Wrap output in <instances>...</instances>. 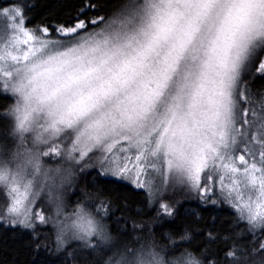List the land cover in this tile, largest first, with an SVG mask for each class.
<instances>
[{
    "label": "clouds",
    "instance_id": "obj_1",
    "mask_svg": "<svg viewBox=\"0 0 264 264\" xmlns=\"http://www.w3.org/2000/svg\"><path fill=\"white\" fill-rule=\"evenodd\" d=\"M244 5L245 0H117L109 6L102 0L107 10L90 36L46 47L36 42L41 50L17 65L7 90L0 87L11 97L0 108L11 141H0V191L7 194L15 181L21 189L31 182L32 193H40L51 214V238L36 235V247L59 245V254L76 246L92 251L100 264H207L190 247L172 251L191 242V231L167 233L164 243L155 238L150 219L134 242L121 241L97 214L98 196L79 183L64 153L73 143L94 152L127 144L167 170L170 181L176 179L169 161L178 150L191 156L192 144L207 132L199 125L212 117L226 73L264 47V13H252L246 23L233 19ZM194 128L198 137H187ZM57 144L64 147L60 162L53 163L43 153ZM32 158L39 159L38 170ZM76 190L81 198L73 205L69 197Z\"/></svg>",
    "mask_w": 264,
    "mask_h": 264
},
{
    "label": "snow or ice",
    "instance_id": "obj_2",
    "mask_svg": "<svg viewBox=\"0 0 264 264\" xmlns=\"http://www.w3.org/2000/svg\"><path fill=\"white\" fill-rule=\"evenodd\" d=\"M34 2L31 0L29 4L26 0L11 9H0V16L6 19L10 30L4 34L0 49V87L4 90L10 86L14 69L29 55H34L41 47L59 44L66 39L86 38L104 19L98 10L93 11L98 9L99 0H77L74 9L66 11L63 18L48 20L47 17L55 15L49 12L41 23L31 25ZM211 2L205 0L207 4ZM135 10L130 7V11ZM241 12L242 15L233 19L246 23L252 13H264V0H245ZM36 42L41 47H37ZM230 72V75L226 73L218 98L213 102L212 117L199 125L206 126L207 132L192 144L191 156L178 150L174 160L169 161V168H175L178 173L176 179L170 181L167 170L161 171L159 165L141 150L127 144L94 152L73 143L64 155L75 167L79 183L90 190V194L98 196L95 203L97 214L109 218L116 211L121 212L117 218L120 230L125 229L129 221L134 229H140L146 222L145 216L159 225L180 220L185 225L183 233L190 229L203 232L206 241L203 254L208 257L207 264H264V47L249 52ZM255 81L261 82L259 88H253ZM198 135V128L186 130L187 137ZM63 147L54 145L43 155L55 158L59 163ZM29 162L39 169L38 158ZM68 172L71 174V167ZM225 175L230 180L229 185H225ZM109 180L127 182L142 190L145 193L143 207L137 204L133 214L129 211L127 195L113 199L114 194L118 195V188L116 184L108 183ZM52 195L49 189V199ZM6 196L8 203L0 207V227L23 230L20 235L28 237L27 246L39 254L41 248L36 247L39 241L34 237L50 239L48 207L40 193H32L31 182L21 189L14 181ZM192 199L198 200L203 207L226 204L234 210L235 216L226 227L221 220L216 228H202L201 222L215 223L217 217L205 218L199 208L184 207V202ZM149 210H155V215ZM241 222L245 227H239ZM221 227H224L223 231ZM220 246L224 249L223 260L215 252ZM90 247L95 249L96 245ZM55 250L59 252V245ZM62 253L69 264H89L87 259H77L84 255L77 249ZM88 254L93 252L88 251ZM44 264L50 262L45 260Z\"/></svg>",
    "mask_w": 264,
    "mask_h": 264
},
{
    "label": "trees",
    "instance_id": "obj_3",
    "mask_svg": "<svg viewBox=\"0 0 264 264\" xmlns=\"http://www.w3.org/2000/svg\"><path fill=\"white\" fill-rule=\"evenodd\" d=\"M26 0H0V9L4 7L11 8L17 3H25ZM31 4V0H27ZM77 0H35L34 5L32 6L31 14V25H36L41 23L42 19L47 16L49 12H54V16L47 17L48 20H54L58 18H63V14L66 11H71L74 9ZM117 3V0H106V4L113 6ZM102 0H99V7L93 11H99L102 15L107 8L101 7ZM261 82L255 81L253 83V88H259ZM11 101V97L3 92H0V108L6 106L7 103ZM7 128L8 121L0 117V141L7 142L11 146V141L7 137ZM50 162H55L54 160L48 158ZM108 183L116 184L118 188V195L114 194L113 199H118L127 195L130 208L129 211L133 212L137 204L143 207V202L145 200V193L142 190L135 189L131 184L123 181L109 180ZM82 185V184H81ZM79 190L74 191L70 197L69 202L71 204L78 203L80 200ZM75 201V202H74ZM7 204L6 195L2 192L0 194V207H4ZM184 207L199 208L205 218L210 215H215L217 221L211 223L210 221L201 222L202 228H216L220 226L221 220L224 222V227L227 226L228 222L235 216V212L228 205L221 203L219 207H213L209 205L208 207H203L200 205L199 201L196 199L188 200L184 202ZM151 211L152 215H155V210ZM121 215V212L116 211L115 215L107 218V222L110 225L111 232L118 236L121 241L125 243H131L135 241L139 233V229H134L131 222L129 221L125 229L120 230L119 224L117 223V218ZM146 221L149 220L148 216H145ZM224 227H221V231L224 230ZM240 228L245 227L244 223L239 224ZM185 230V225L180 220L167 221L163 225L155 224L153 228V234L155 238L159 239L161 242L167 243V237L165 233H171L174 236H180ZM23 230L15 229L11 227H0V264H44L45 260H48L50 264H69L66 260L64 253L57 254L55 250V245L49 247L41 248L39 254L33 253L26 244L27 236H21L20 233ZM147 231V230H145ZM193 235V239L190 243H177L173 246V252H179L184 247H190L193 251L201 253L205 260L207 261V255L203 254V250L206 247V241L203 238V232H197L193 229H190ZM49 234L51 238V229H49ZM72 249H77L84 253L83 256L77 257V259H87L89 264H95L99 258L94 254L89 255L88 251H83L78 249L76 246H73ZM223 246L215 248L216 255L218 258L223 260ZM105 255H108L107 250Z\"/></svg>",
    "mask_w": 264,
    "mask_h": 264
},
{
    "label": "rangeland",
    "instance_id": "obj_4",
    "mask_svg": "<svg viewBox=\"0 0 264 264\" xmlns=\"http://www.w3.org/2000/svg\"><path fill=\"white\" fill-rule=\"evenodd\" d=\"M11 9V8H10ZM6 32H10V30L7 28V21L3 16H0V49L3 47V37ZM2 83V81H0ZM55 161V158H50ZM225 185L230 184V180L227 175H225ZM220 185L219 182L217 181L216 188L217 190L219 189ZM4 193V192H3ZM0 194H2V191H0ZM5 194V193H4ZM6 195V194H5ZM7 198V196H6ZM70 201V200H69ZM75 202V201H74ZM187 202V201H186ZM7 203H8V198H7ZM70 203V202H69ZM71 204V203H70Z\"/></svg>",
    "mask_w": 264,
    "mask_h": 264
}]
</instances>
